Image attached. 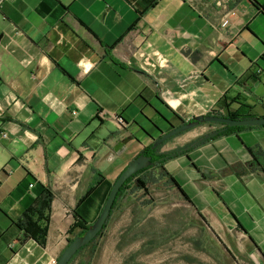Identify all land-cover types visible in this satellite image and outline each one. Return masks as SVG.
Segmentation results:
<instances>
[{
    "label": "crops",
    "instance_id": "crops-1",
    "mask_svg": "<svg viewBox=\"0 0 264 264\" xmlns=\"http://www.w3.org/2000/svg\"><path fill=\"white\" fill-rule=\"evenodd\" d=\"M228 112L264 116V0H0V264H54L125 150ZM212 123L166 140L162 166L234 264H264V127L190 147ZM47 187L45 244L21 241Z\"/></svg>",
    "mask_w": 264,
    "mask_h": 264
},
{
    "label": "rangeland",
    "instance_id": "rangeland-1",
    "mask_svg": "<svg viewBox=\"0 0 264 264\" xmlns=\"http://www.w3.org/2000/svg\"><path fill=\"white\" fill-rule=\"evenodd\" d=\"M129 150L120 155L128 163L139 151L128 154ZM78 230L74 228L71 239ZM222 245L194 204L162 177L146 189H123L103 235L70 264H234Z\"/></svg>",
    "mask_w": 264,
    "mask_h": 264
},
{
    "label": "trees",
    "instance_id": "trees-1",
    "mask_svg": "<svg viewBox=\"0 0 264 264\" xmlns=\"http://www.w3.org/2000/svg\"><path fill=\"white\" fill-rule=\"evenodd\" d=\"M226 116L231 117V118H235V119H241V118H250L251 116L247 115H243V114H235V113H231L228 112L226 114ZM264 127V125H259ZM243 127H249V126H231V127H227L225 129V131L221 132L220 134H224V133H228L231 131H235L238 130L240 128ZM150 148V146L144 148L147 149ZM185 151L184 149H179L173 152L174 155L181 153ZM251 153H254L251 149H250ZM166 154H159L158 156L163 158L158 164H154L151 166H148L146 168H143L141 170H139L138 172H136L135 174H133L131 177H129L121 186L120 190L118 191L116 198L112 204L111 210H110V214L107 218V220L105 221L103 228L100 230V232L96 235L95 238H93L88 244L82 246L75 254L74 256L70 259V261L68 262V264H70V262L75 258V256L81 252V250H83L86 247H93L95 241L97 240L98 237H101L104 233V230L106 228L107 222L109 220V218L111 217V214L114 210V208L116 207V204L119 200V197L121 196L123 189L127 188V189H146L147 186L152 183V182H156L157 179L160 178H165L166 181L168 182V185L175 187L176 189H178V191L184 196V198L188 199L187 196L183 193V191L179 188V186L177 185L176 181L174 180V178L165 171V169L163 168V162H164V157ZM171 154H168V156ZM137 156V155H136ZM135 156V157H136ZM163 156V157H162ZM120 174V173H119ZM118 174V175H119ZM117 175V177H118ZM116 177V178H117ZM116 178L113 180V182L111 183H106V188H105V192L103 195V200L100 203V208L97 211V215L96 217L99 215V213L102 210V207L104 205V202L108 196V193L114 183V181L116 180ZM92 189V188H91ZM53 198V192L51 191L50 188H44L41 193L35 198L34 202L24 210V212L22 213L21 217L18 218L13 224L15 225V227L22 231L23 236L21 238V241L24 240L25 238H32L34 240H36L39 244L44 245L45 244V239H46V235H47V230H48V224H49V220H50V206H51V200ZM199 216L201 217V215L199 214ZM96 219V218H95ZM91 225V222L88 223V219L85 218H79V219H75L74 223H73V227H71V232L73 231L74 228H80V230L76 233V235L78 234H82L83 231L88 228ZM71 240V239H70ZM88 264V263H86Z\"/></svg>",
    "mask_w": 264,
    "mask_h": 264
},
{
    "label": "water",
    "instance_id": "water-1",
    "mask_svg": "<svg viewBox=\"0 0 264 264\" xmlns=\"http://www.w3.org/2000/svg\"><path fill=\"white\" fill-rule=\"evenodd\" d=\"M206 122H213L220 124V127L204 134L203 136L199 137L197 140H195L190 147H194L198 145L199 143L211 139L214 136L220 134L221 132L225 131L227 127L231 126H258V125H264V116L260 117H250V118H241V119H235L228 116H223L219 114H199L194 115L189 119L188 121H184L180 123L177 126H172L170 130L163 133L159 137L153 140L151 144V148L154 149L161 143L165 142L169 138L177 135L178 133H181L183 131L189 130L191 128H194L195 126H198L201 123ZM130 140V137H125L121 139L116 146H114V150L116 153L121 151V146ZM166 155L165 157H167ZM170 156V155H169ZM163 159V158H161ZM159 160L152 161L151 156L144 155L143 153L137 155L134 157L126 166L125 168L120 172L116 180L114 181L108 196L104 202V205L102 207L101 212L96 217V219L92 222V224L84 230L82 234H78L74 236L71 240H69L64 247V249L61 251V253L56 258L54 264H68L70 259L74 256V254L84 245L88 244L93 238L96 237V235L100 232V230L103 228V225L105 221L107 220L110 210L112 207V204L116 198V195L118 191L120 190L123 183L131 177L133 174L138 172L139 170L146 168L150 165H152L154 162H158Z\"/></svg>",
    "mask_w": 264,
    "mask_h": 264
},
{
    "label": "flooded vegetation",
    "instance_id": "flooded-vegetation-1",
    "mask_svg": "<svg viewBox=\"0 0 264 264\" xmlns=\"http://www.w3.org/2000/svg\"><path fill=\"white\" fill-rule=\"evenodd\" d=\"M182 123V122H181ZM180 124V123H179ZM172 126H175V125H172ZM172 126L170 125V126H168V128L166 129V131L165 132H167L168 130H170L171 128H172ZM177 126V125H176ZM165 132H160L159 133V135H158V137L160 136V135H162L163 133H165ZM153 142V141H152ZM164 143V142H163ZM163 143H161L160 145H158L157 147H155L154 149H152L151 148V144L149 145L150 146V148H147V149H142L137 155H139V154H141V153H143L144 155H149V156H151V160L152 161H156V160H159L158 162H154L152 165H154V164H158L162 159H161V157H159L158 155L160 154L159 153V151H160V148H161V145L163 144ZM166 155H168V154H166ZM165 155V156H166ZM163 157V156H162ZM165 158H167V157H164V160H165ZM151 166V165H150Z\"/></svg>",
    "mask_w": 264,
    "mask_h": 264
},
{
    "label": "built area",
    "instance_id": "built-area-1",
    "mask_svg": "<svg viewBox=\"0 0 264 264\" xmlns=\"http://www.w3.org/2000/svg\"><path fill=\"white\" fill-rule=\"evenodd\" d=\"M55 262V261H54Z\"/></svg>",
    "mask_w": 264,
    "mask_h": 264
}]
</instances>
